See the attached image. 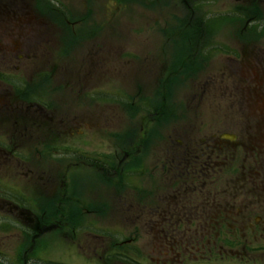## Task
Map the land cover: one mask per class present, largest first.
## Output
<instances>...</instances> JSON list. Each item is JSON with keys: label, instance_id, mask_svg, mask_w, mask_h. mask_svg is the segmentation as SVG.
<instances>
[{"label": "rangeland", "instance_id": "1", "mask_svg": "<svg viewBox=\"0 0 264 264\" xmlns=\"http://www.w3.org/2000/svg\"><path fill=\"white\" fill-rule=\"evenodd\" d=\"M8 3L27 8L26 37L48 21L39 14L43 3L63 19L55 28L52 24L55 30L40 48L26 47L23 59L16 50L9 66L0 65L16 76L7 81L11 89L24 88L26 100L35 104L15 125L0 121V136L26 134L17 154L0 164V170L7 167L0 174L2 183L38 200V172L65 161L67 153L54 154L56 149L80 148L90 157L111 149L142 152L137 172H127L131 161L138 162L134 157L123 164L128 176L116 194L111 188L121 182H101L100 189L92 182L85 191V207L99 212L96 217L85 212V222H72L77 230L85 223V252L74 247L69 253L64 237L48 233L37 243L42 249L63 243L46 251L43 260L264 264V0ZM64 15L72 25L65 26ZM63 42L68 55L59 58ZM46 71L48 83L35 74ZM0 81L5 79L0 76ZM166 153L174 159L165 158ZM192 154L201 156V166L192 159L189 178L180 179L187 165L179 162ZM72 165L87 172L85 163L72 159ZM172 175L177 182L196 183L199 189L190 192H199L200 201L189 203L173 193L177 215L165 219L162 195L174 183ZM135 184L142 189H134ZM135 201L139 215L131 210ZM193 211L201 218L187 221ZM92 233L106 239L97 242ZM132 237L136 253L123 251L128 246L114 251L112 244ZM21 243L19 237L10 239L13 249Z\"/></svg>", "mask_w": 264, "mask_h": 264}, {"label": "flooded vegetation", "instance_id": "2", "mask_svg": "<svg viewBox=\"0 0 264 264\" xmlns=\"http://www.w3.org/2000/svg\"><path fill=\"white\" fill-rule=\"evenodd\" d=\"M26 9L24 3H21L19 6H14L9 4L8 0L7 3L6 0H0V65L4 67L9 66L8 62L11 60V56H16V50L21 52L18 53L19 59H23L24 54H20H22V52L24 53L26 47L40 48L37 45H41L44 38L48 36V32H53L57 23L61 25L60 19H63L62 14L59 15L58 19V15L56 16V9L51 7V4L47 6V4L43 3L39 7V14L46 17L48 21L42 23L32 37H26L24 34V30H26L28 23V20L25 19ZM64 19L65 26L68 24L72 25L71 22H69L70 17L68 15H64ZM52 24H54V28ZM49 25L50 28L48 29L47 27ZM21 32L23 33L21 34ZM65 39L66 38L63 40ZM65 44L67 43L63 42L62 47L63 50L66 51L65 53H67L69 45L67 47ZM65 53H63V51L60 52L59 58L67 57L68 54ZM35 74L39 75L44 83L45 81L46 83L50 81L48 77L51 75L48 71ZM0 76L5 79L4 82L0 81V121L6 125H15L29 114L28 110H30L31 105L35 104L30 102V100H26L27 90H24V88L21 90L16 88L15 91L11 89L13 85L7 81L16 77L13 75V72L0 69ZM40 85L45 88L49 87L47 85V87L42 84ZM248 104H250V100ZM6 117L13 121L9 120V122L5 123ZM258 126L259 125H257V127ZM25 136V133L19 137L4 134L0 136V141L2 142L0 144V164L7 162L9 157H12L13 154H17L16 151L21 149L19 141L24 140L23 138ZM5 140H9L10 144L4 146L3 142ZM64 140L67 139L64 138ZM120 150V152L112 149L108 151L103 150L96 156L90 157L86 156L85 151L80 148L72 149L71 147H67L66 149H56L57 152L55 151L54 154H57L59 151L63 152V154L67 153L63 155L65 161L64 163L60 161L57 165H50L47 168V172L42 170L38 172L40 186L38 200H31L26 196L25 192L22 193L18 189L9 188L7 185H4L1 181L2 177L0 176V264H32V260L40 262V264H42V262L46 264H77L54 261L52 259L43 260V254L46 251L51 248H58L57 245L63 242H58L57 240L55 243H51L48 250L47 248H43L45 250L44 252L41 251L43 250L42 246L37 243L40 242L45 235L50 233L55 235L58 239L59 236L65 238L66 243L63 244L66 246L69 253L73 252L74 247H78V253L79 248L83 249L85 252V223L82 226V230H77L75 227L77 224L72 222L76 219H78L77 221L80 220L85 222V212L88 215L93 214L95 217L98 216L99 213L85 207V191L90 188L92 182H94V185L98 184L99 189L101 182L108 185H113V182L116 184L121 182L119 185H114V187L111 188L116 194L118 192L117 188L122 187L123 182L128 176L125 174V169L127 168L122 169L123 164L128 161L129 157H134L138 161H131L132 165L127 172L131 169L137 172V164H141V161L137 159L141 155L139 154L141 151L136 148L130 151H127V149ZM120 153H123L124 159L122 160L124 162L119 160L121 156ZM167 157L172 160L174 159L173 154L168 155L166 153L165 158ZM183 157L184 158L179 162V166H187L184 168L185 170L182 168L180 179L182 176L188 179V168L192 165V159H194L193 162L195 165L201 166V156L192 154L191 156L186 155ZM72 159H76L77 164L85 163L87 172L80 169L83 168V166L80 167L77 165L73 167ZM168 162L170 163L171 161H166L167 167H164L163 175L165 176L163 179L167 178ZM174 163L176 164V161H174ZM6 168V166H3L0 170V174L3 172V169ZM202 171L203 170H201L200 173H203ZM130 172L132 173V171ZM92 179L94 180L92 181ZM172 179L174 183L168 185L172 187V190L168 189L167 186L162 195V201L165 202L166 205V210L163 214L165 219H170L172 216L174 217V215H177L172 208V202H170L171 199L173 200V198H175L173 193H178L179 195L183 194L184 200H188L189 203L198 200L200 197L199 192L193 195H191L192 192H190L199 189L196 183L191 185L189 184L190 180L184 181L183 183L177 182L179 179L175 178L173 175ZM136 185L137 184L134 185V189H142V187ZM164 187L165 185L162 186V189H164ZM152 194L154 195L155 193L152 191ZM199 201L200 199L195 201V203L197 204ZM136 203L137 201H135V203L132 202L130 205L133 215H139L141 213L137 206L134 208V204ZM197 212L193 211L186 220L194 221L197 218H201V215ZM158 236L161 237L162 235ZM18 237L21 238L22 243L19 244L16 249H13L10 245V239H17ZM69 238L70 241L68 240ZM91 238L97 242H102L103 239H106L105 236H102V233H92ZM27 239H29L28 245L26 244ZM133 241L134 237L128 241H123V239L119 240L112 244L113 249L115 251L116 249L128 246L131 249L126 248L123 251L129 253L133 251L132 253H136L137 249L133 246ZM168 242L169 238L167 239V243ZM169 244L170 243H168V246ZM180 245H184V242H181ZM103 247L104 245L100 246L96 251L102 250ZM135 263L137 262H134V264ZM83 264H85V261Z\"/></svg>", "mask_w": 264, "mask_h": 264}]
</instances>
